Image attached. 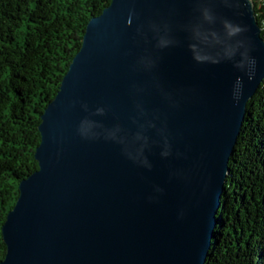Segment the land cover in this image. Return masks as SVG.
<instances>
[{
	"label": "water",
	"instance_id": "water-1",
	"mask_svg": "<svg viewBox=\"0 0 264 264\" xmlns=\"http://www.w3.org/2000/svg\"><path fill=\"white\" fill-rule=\"evenodd\" d=\"M252 0H111L38 126L0 264H206L264 81Z\"/></svg>",
	"mask_w": 264,
	"mask_h": 264
},
{
	"label": "trees",
	"instance_id": "trees-1",
	"mask_svg": "<svg viewBox=\"0 0 264 264\" xmlns=\"http://www.w3.org/2000/svg\"><path fill=\"white\" fill-rule=\"evenodd\" d=\"M111 0H0L1 230L18 184L37 169L39 123L82 44L86 24ZM264 40V0H252ZM206 264H264V81L247 103Z\"/></svg>",
	"mask_w": 264,
	"mask_h": 264
}]
</instances>
